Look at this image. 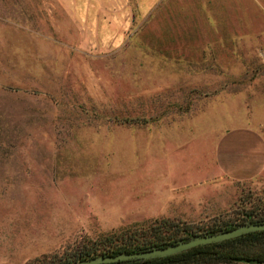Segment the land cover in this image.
<instances>
[{
    "label": "rangeland",
    "instance_id": "obj_1",
    "mask_svg": "<svg viewBox=\"0 0 264 264\" xmlns=\"http://www.w3.org/2000/svg\"><path fill=\"white\" fill-rule=\"evenodd\" d=\"M263 104L264 0H0V264L264 211L214 161Z\"/></svg>",
    "mask_w": 264,
    "mask_h": 264
},
{
    "label": "trees",
    "instance_id": "obj_2",
    "mask_svg": "<svg viewBox=\"0 0 264 264\" xmlns=\"http://www.w3.org/2000/svg\"><path fill=\"white\" fill-rule=\"evenodd\" d=\"M248 221H264L261 205L248 209L241 208L231 219L216 220L202 227L180 225L167 218H154L101 233L94 239L73 246L68 252L53 254L37 264H71L97 255H114L152 246H164L193 234L221 231ZM100 264H264V229L195 245L164 256Z\"/></svg>",
    "mask_w": 264,
    "mask_h": 264
},
{
    "label": "crops",
    "instance_id": "obj_3",
    "mask_svg": "<svg viewBox=\"0 0 264 264\" xmlns=\"http://www.w3.org/2000/svg\"><path fill=\"white\" fill-rule=\"evenodd\" d=\"M253 125L226 129L216 140L214 161L229 179L246 180L264 171V113L263 123Z\"/></svg>",
    "mask_w": 264,
    "mask_h": 264
},
{
    "label": "water",
    "instance_id": "obj_4",
    "mask_svg": "<svg viewBox=\"0 0 264 264\" xmlns=\"http://www.w3.org/2000/svg\"><path fill=\"white\" fill-rule=\"evenodd\" d=\"M264 229V221L254 222L248 221L239 225L221 231L212 233L193 234L185 239H179L173 243L164 246H152L149 248L127 252L117 253L114 255H97L86 259L74 261L71 264H100L106 262H114L119 260H144L152 257H159L168 254H173L186 250L192 246L205 244L209 242H216L223 239L231 238L242 233L254 230Z\"/></svg>",
    "mask_w": 264,
    "mask_h": 264
}]
</instances>
